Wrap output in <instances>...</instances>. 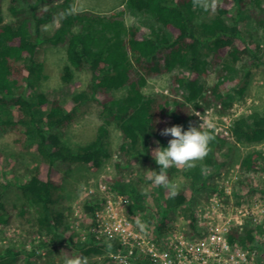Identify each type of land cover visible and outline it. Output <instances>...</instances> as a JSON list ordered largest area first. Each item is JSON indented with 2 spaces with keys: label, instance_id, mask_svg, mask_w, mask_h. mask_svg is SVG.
<instances>
[{
  "label": "trees",
  "instance_id": "1",
  "mask_svg": "<svg viewBox=\"0 0 264 264\" xmlns=\"http://www.w3.org/2000/svg\"><path fill=\"white\" fill-rule=\"evenodd\" d=\"M246 1L216 0V6L211 8L215 16L198 22L199 13L205 9L194 6L193 0H126L128 7L149 14L159 25L160 29L152 30L147 38L137 27L124 25L120 18L102 19L88 11L74 12L69 0L61 4L63 14L59 28L47 37L41 29L53 20V15L49 7L40 6L50 4L51 0H9L11 23H3L0 3V136L15 133V144L30 145L41 160L31 177L17 185L25 202L23 212L28 208L35 215L33 236L40 238V246L68 244L71 249L64 248L68 257L73 254L86 260L105 254L104 248L92 242H81L79 233L65 223L64 213L55 207L61 197L57 194L61 189L57 164H83L92 170L99 169L107 158L104 139L109 127L114 125L122 136L114 165L116 170L123 173L138 166L153 184L148 171L158 172L159 167L151 153L157 142L166 148L172 139L162 136L161 131L175 125L184 130L190 124L198 127L194 109L220 104L216 112L225 114L231 103L221 95L222 88L231 82L227 76L229 72L238 73V82L243 86L237 92L243 94L251 69L258 66L257 56L245 43L241 30ZM228 16L231 24L225 21ZM258 25H264V18L258 19ZM42 42L61 44L65 48L67 64L61 79L72 88L69 110L65 111L58 100L48 102L45 96L37 94L33 101L29 96L31 88L43 76L42 65L35 59L36 49ZM206 54H212L211 67L217 77L216 83L209 88L197 81L206 72L207 63L203 60ZM175 70L181 74L169 77L170 95L142 93L149 80ZM74 72L87 74L84 88L74 80ZM177 86L185 88L187 95L178 97ZM122 88L126 89L125 96L115 98L112 91ZM90 101L97 104L103 122L90 143L72 149L63 143L58 130L73 123L78 108ZM41 107L47 110L43 117L38 113ZM231 132L237 142L245 145L264 143V113L238 117ZM212 135L214 139L210 145L227 140L222 134L212 132ZM263 157V150L252 149L241 160V171L246 174L264 170L260 163ZM201 165L210 167L213 175H201L200 168L195 166L188 176L191 184L199 183L202 188H208V180L218 176L225 163L216 160L210 148ZM3 167L0 152V171ZM173 170V167L168 169V177ZM242 182V187H249L251 179L244 177ZM11 185V182H0V227H5L10 219L3 199ZM156 190L164 193V200L158 204L160 211L154 217L149 212L150 206L137 205L145 213V229L151 228V232L156 230L161 234L170 228V213L181 209L191 199L183 191L172 195L163 187L157 186ZM210 190L214 191V186ZM136 192L137 189L132 188L125 194L133 197ZM98 204L95 198L85 204L83 229L87 230L92 224L87 215H91ZM187 210V226L194 229L193 207ZM254 238L253 231L248 228L245 236L231 234L230 242L235 239L249 246ZM34 255V251H18L7 246L0 249V264H30Z\"/></svg>",
  "mask_w": 264,
  "mask_h": 264
},
{
  "label": "rangeland",
  "instance_id": "2",
  "mask_svg": "<svg viewBox=\"0 0 264 264\" xmlns=\"http://www.w3.org/2000/svg\"><path fill=\"white\" fill-rule=\"evenodd\" d=\"M63 1L51 0L50 4L40 6L44 9L49 7L53 15V20L45 24L41 29L44 36L49 37L53 35L59 28L63 14L60 7ZM246 2L241 30L245 43H247L249 49L257 56L258 66L251 69L247 85L242 95H239L237 92L243 86L242 82H238V73H227L231 82L222 88L223 93L221 96L223 100H229L231 105L226 109L225 114H218L216 112L220 108L218 107L220 104L193 110V112L197 110L201 111L202 120L194 114L198 125L202 123L204 130L213 133V129L217 125H223V119L233 120V123H235V119H238V117H245L246 115L250 117L252 113L261 115L264 113V25H258V19L264 18V0H247ZM0 3L3 23H11L13 18L8 10L9 0H1ZM69 4L74 12L88 11L102 19L110 17L120 18L127 27H137L145 38L149 37L152 30L156 31L160 29L159 25L149 14L131 9L127 6L126 0H69ZM214 16L215 11L209 8L208 11L204 10V12L199 13L196 21H208ZM225 21L228 24L232 22L229 16L225 17ZM74 30L76 31L77 29L75 28ZM35 59L42 65L43 76L31 88L29 92L31 99L35 101V96L40 94L45 96L48 102L53 100L61 102L65 111L71 109L72 103L70 98L72 88L65 85L61 79L62 70L67 64L64 46L61 44L51 45L47 42H42L36 49ZM211 59L212 54L203 56V60L207 63L205 66L206 72L197 78L199 84L205 88L211 87L217 81L216 72L211 67ZM251 61L253 60L251 59ZM174 74H181V72L175 70L171 74L160 75L149 80L142 88V93L144 95L151 93L170 95L167 89L168 82L169 77ZM87 79L88 76L86 73L74 72V80L83 84V88L85 87ZM175 88L178 97L187 95L185 88L178 86ZM125 94L126 89L124 88L112 91V95L115 98H122ZM38 113L40 117H43L47 113V110L41 107L38 109ZM102 120L98 113L97 104L90 101L78 108L77 117L73 123L61 129V131L58 130L60 138L66 146L72 149L86 145L95 138L98 127L103 122ZM247 121L250 122L249 118ZM209 125H211L210 128L208 127ZM185 127H188L187 124ZM121 137L120 131L114 125H111L109 127V133L104 139V151L107 154V158L104 159L102 166L97 170H92L83 164L59 163L56 165L59 183L61 185V189H59L57 194L61 197L55 207L64 213L65 223L79 233L80 241L83 231L79 230L78 225L76 226L78 221L76 214L79 215L84 212L87 197H85L83 191L85 188L96 187L98 183H105L111 187L112 191L124 196L128 200V215L134 220L136 225L142 228H145V213L142 212V208L138 209L137 204H143L148 208L150 206L152 209L149 212L154 214L153 217L160 211L158 210V204L164 200V193H161L162 191L157 192V186L148 182V179L143 176V171L138 166H133L123 173H119L116 170L114 165L117 161L118 148L122 143ZM15 138L16 135L13 132L0 136V152L4 164L3 169L0 171V182L4 184L11 182L12 184L5 191L3 199L10 219L5 227H0V249L8 246L18 251H34L35 255L31 258L30 264H65L66 259L74 258L73 254L72 257H68L64 251V248L71 249L68 244L40 246V238L33 236V232L36 231L35 215L28 208H24L25 212H23V204L25 202L20 195L17 185L26 182L31 177L33 172L38 168L41 160L33 151V147L26 144L17 145L14 142ZM257 147V149L264 151L263 145H257ZM210 148L213 151L215 159L225 163L221 168L223 171H227L232 167L235 169V166L241 165L243 157L253 149L252 146L229 139L225 140V142L215 141L210 145ZM202 161L196 162V166L200 168V174L207 176L210 173L213 175L210 167L201 165ZM260 163L264 167V157L260 159ZM173 168L175 170L171 172L169 177L170 181L178 185L176 192H185V196L191 200L181 209H175L174 212L170 213L168 217L169 221L172 222L170 229L187 226L188 207L190 208L191 206L194 210L195 206L200 205L210 193H214V181L217 178L216 176H212L207 182L209 187L202 188L199 183L197 185L191 184V178L188 176L190 169L175 166ZM239 170L241 174L242 169L240 168ZM247 177H250L251 184L249 187L241 186L239 189L241 194H255L262 191L261 187H264V171L258 170ZM213 186L214 191H209V188ZM132 188L137 189L138 192L132 195L133 197L126 196L125 193ZM146 229L151 232V228ZM56 247L58 248L56 249ZM104 255L101 258L93 257L87 259L86 264H106L107 261H105Z\"/></svg>",
  "mask_w": 264,
  "mask_h": 264
},
{
  "label": "built area",
  "instance_id": "3",
  "mask_svg": "<svg viewBox=\"0 0 264 264\" xmlns=\"http://www.w3.org/2000/svg\"><path fill=\"white\" fill-rule=\"evenodd\" d=\"M200 113L194 112L202 120ZM223 122L214 134L235 140L234 121ZM239 169L237 165L216 176L215 192L193 210L194 229L169 228L159 235L136 225L128 215V200L105 183L85 188L87 201L95 198L99 204L87 215L92 222L87 230L81 224L84 212L76 214L81 242L104 248L106 264H264V187L255 194H241L242 180L251 173L240 174ZM248 228L255 236L251 245L230 242L231 234L245 236Z\"/></svg>",
  "mask_w": 264,
  "mask_h": 264
},
{
  "label": "clouds",
  "instance_id": "4",
  "mask_svg": "<svg viewBox=\"0 0 264 264\" xmlns=\"http://www.w3.org/2000/svg\"><path fill=\"white\" fill-rule=\"evenodd\" d=\"M193 4L208 10L216 6V0H193ZM203 127L202 123L198 127H193L190 124L187 130H184L182 126L175 125L166 127L161 131L162 136H171L172 139L168 141L166 148L160 147L159 142H157V147L151 153L153 160L159 167L158 172L148 171L149 178L154 185L165 188L172 195L176 194L178 185L169 180L168 169L174 166L192 169L196 166L197 161H202L208 155L209 145L214 136L211 131H202ZM208 127L210 128L211 125ZM65 264H86V258L66 259Z\"/></svg>",
  "mask_w": 264,
  "mask_h": 264
},
{
  "label": "bare ground",
  "instance_id": "5",
  "mask_svg": "<svg viewBox=\"0 0 264 264\" xmlns=\"http://www.w3.org/2000/svg\"><path fill=\"white\" fill-rule=\"evenodd\" d=\"M121 2V1H120Z\"/></svg>",
  "mask_w": 264,
  "mask_h": 264
}]
</instances>
